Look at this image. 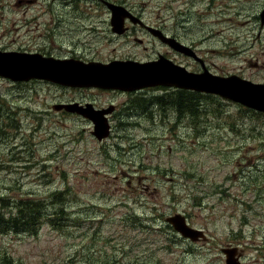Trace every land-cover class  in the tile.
Masks as SVG:
<instances>
[{
	"label": "rangeland",
	"instance_id": "obj_1",
	"mask_svg": "<svg viewBox=\"0 0 264 264\" xmlns=\"http://www.w3.org/2000/svg\"><path fill=\"white\" fill-rule=\"evenodd\" d=\"M115 2L148 24H165L200 61L144 30L137 38L114 33L100 0H0V51L61 58L74 50L78 56L68 57L102 63L157 62L160 53L192 73L205 67L264 84V0ZM185 94L201 93L173 86L75 90L0 77V210L13 214L18 200L32 199L48 216L36 236H0V258L226 264L222 248L233 246L244 249L242 264H264V112L207 94L184 110ZM79 99L112 108L108 138L92 135V120L56 109L69 102L87 109ZM176 214L207 239L183 238L167 222Z\"/></svg>",
	"mask_w": 264,
	"mask_h": 264
},
{
	"label": "water",
	"instance_id": "obj_2",
	"mask_svg": "<svg viewBox=\"0 0 264 264\" xmlns=\"http://www.w3.org/2000/svg\"><path fill=\"white\" fill-rule=\"evenodd\" d=\"M111 8L114 13L115 30L122 32L120 22L125 17L132 16L122 7ZM261 24L264 26V10L261 13ZM162 41L168 43L176 52L200 61L191 47L178 43L175 39ZM74 64L45 59L40 55L0 51V77L14 82L42 79L73 88L103 87L128 92L147 87L173 86L182 90L218 95L264 112V84H256L237 76L221 77L210 73L205 67L202 73H192L163 57L157 62L114 61L109 64L94 63L85 68ZM91 108L93 107L88 105V109H84L78 104L56 107L58 110L65 109L92 120L95 124L92 135L98 141H103L111 133L105 117V113H109L110 110L93 113ZM167 222L184 238L198 241L200 237H205L203 232L191 228L180 214L168 218ZM227 264H232L231 260H228Z\"/></svg>",
	"mask_w": 264,
	"mask_h": 264
},
{
	"label": "flooded vegetation",
	"instance_id": "obj_3",
	"mask_svg": "<svg viewBox=\"0 0 264 264\" xmlns=\"http://www.w3.org/2000/svg\"><path fill=\"white\" fill-rule=\"evenodd\" d=\"M65 1V0H64ZM67 2H72L74 0H66ZM104 5H106V7L110 10L111 12V26H112V31L118 35H122V36H125V35H133L135 36V38H137V36L135 35L136 33H138L140 30H144L146 31L147 33H150L152 36L155 37V39H158L161 41V43L165 44L166 46H168L170 48L171 51H174L175 53L178 54V52H176L174 49H172V47L168 44V43H164L162 40L163 39H175L178 43H181V44H184L182 43L179 39H178V36L174 33V32H170L168 29H167V26L164 24L162 25L161 23H158L157 26H154V25H151V24H148L142 16H139V15H135L133 12H131L129 9L123 7L122 5H120L119 2H115V0H100ZM122 7L124 8L127 12H129L132 16L131 17H125L120 23H121V29L123 30L122 32H118L115 30V24H114V13H113V9L111 7ZM183 14V12H180ZM187 14V13H185ZM165 21V19L163 20ZM162 23H166V22H163ZM118 23V22H117ZM175 24H179L178 23V20L175 22ZM154 31V32H153ZM139 42L141 40H138ZM186 45V44H184ZM188 46V45H186ZM188 47H191V46H188ZM192 48V47H191ZM14 52H20V53H23V54H34V55H40L41 57L45 58V59H52V60H58V61H67V63H72L74 65H78L77 67H88L89 65L91 64H94V63H102L100 61H95V60H86L84 57H75V56H71V57H68L70 55H77V53L74 52V50L72 51V53H70V55H64L66 57H59V58H55V57H58V56H54V54L50 53V52H46V51H39V50H36V49H29V50H19V51H14ZM160 55V57H163L162 54L158 53V56ZM165 57H163L164 59L166 60H169V61H172L174 64L176 65H179L177 63H175L173 60H171V58L169 57V55H164ZM76 59V60H75ZM157 60V59H156ZM114 61H136L134 59H127V60H112L108 63H103V64H109V63H112ZM151 61H155V60H149V61H138L139 63H148V62H151ZM32 80H41L43 83H48V84H52V85H56V83L54 82H51V81H48V80H42V79H32ZM30 80V81H32ZM28 82V81H27ZM59 85V84H57ZM59 86H62L64 88H69V89H75V90H80V89H94V90H100V91H103V89H114V88H103V87H95V88H71V87H67V86H63V85H59ZM117 91H122V90H119L117 89ZM145 91V90H144ZM143 91V92H144ZM136 93H139V92H136ZM141 93V92H140ZM70 100H77V99H70ZM79 100H83L82 102L80 103H83L84 105H87V109H88V105L90 103H87L85 102L84 100L86 99H79ZM70 104L72 103H76V102H69ZM64 104V103H63ZM91 106V105H90ZM93 108L92 112L96 113V112H99L101 110H110L109 113L112 112V108L110 109H95L94 106H91ZM55 109V108H54ZM56 110V109H55ZM58 111V110H57ZM118 110H116L117 112ZM122 111V110H121ZM60 113V112H59ZM65 113V112H63ZM181 215V214H180ZM183 216V215H182ZM185 218V216H183ZM185 220L188 222V217L185 218ZM201 230V229H200ZM203 231V230H202ZM184 238V237H183ZM186 239V238H185ZM207 238H204V240H206ZM188 240V239H187ZM200 241V240H199ZM259 248L260 245H258ZM255 251H257V249L255 248ZM222 252L223 254L225 255L226 257V264H227V261L228 260H231L232 264H242V260L243 258H246L247 256L244 257V249L243 251L241 249H239V247H233V246H230V247H224L222 248Z\"/></svg>",
	"mask_w": 264,
	"mask_h": 264
},
{
	"label": "trees",
	"instance_id": "obj_4",
	"mask_svg": "<svg viewBox=\"0 0 264 264\" xmlns=\"http://www.w3.org/2000/svg\"><path fill=\"white\" fill-rule=\"evenodd\" d=\"M184 93L188 92L183 91L180 100H182ZM201 96V94H185V102H183L184 110L189 109L192 111L195 100ZM63 194L64 193H59V195ZM41 205H43V203L40 201L25 199L18 200L13 214H6V212L0 210V236L9 234L38 235L44 219L48 217L45 213V207ZM64 215L63 211H61L60 216L63 217ZM49 221L51 222V220ZM14 261L15 259L8 255H4L0 258V264H15Z\"/></svg>",
	"mask_w": 264,
	"mask_h": 264
}]
</instances>
